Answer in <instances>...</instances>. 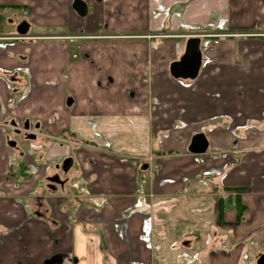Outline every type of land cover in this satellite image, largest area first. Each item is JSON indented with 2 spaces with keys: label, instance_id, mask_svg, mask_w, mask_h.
I'll use <instances>...</instances> for the list:
<instances>
[{
  "label": "crops",
  "instance_id": "1",
  "mask_svg": "<svg viewBox=\"0 0 264 264\" xmlns=\"http://www.w3.org/2000/svg\"><path fill=\"white\" fill-rule=\"evenodd\" d=\"M84 1L85 17L74 0H0V264H258L264 0H164L183 9L168 25L157 0ZM209 23L231 34L202 38L198 77L175 78ZM26 122L37 139L16 133ZM68 157L72 177L50 188ZM193 208L205 216L179 214ZM172 223L188 227L166 247Z\"/></svg>",
  "mask_w": 264,
  "mask_h": 264
},
{
  "label": "water",
  "instance_id": "2",
  "mask_svg": "<svg viewBox=\"0 0 264 264\" xmlns=\"http://www.w3.org/2000/svg\"><path fill=\"white\" fill-rule=\"evenodd\" d=\"M73 8L77 13L85 17L88 14V6L84 0H74ZM30 29V24L25 20L22 21L17 26V32L19 34L25 35ZM203 64V51L201 49V38L198 36L190 37L186 42V47L184 54L179 60L172 62L170 65L171 74L177 79H190L194 80L198 77L201 67ZM25 129H29V123H25ZM29 139L36 138L34 135H29ZM11 146L15 145V142L10 143ZM209 148V140L207 139L205 133L199 132L193 135L190 145L189 152L195 155L204 154ZM73 166V158L68 157L64 160L62 164V169L65 173ZM50 181H59V176L50 177ZM258 264H264V254H262L258 259Z\"/></svg>",
  "mask_w": 264,
  "mask_h": 264
},
{
  "label": "rangeland",
  "instance_id": "3",
  "mask_svg": "<svg viewBox=\"0 0 264 264\" xmlns=\"http://www.w3.org/2000/svg\"><path fill=\"white\" fill-rule=\"evenodd\" d=\"M137 1L136 0H132L131 1V3L130 4H134V3H136ZM154 3H156V7L155 8H152L151 10L152 11H154V14H153V16L154 15H159V17H160V22H163V19L165 18L166 20L164 21V24L165 25H168V20L170 21V15L174 12V10H176V12L178 13V14H180V15H182V13H183V9H182V7H180V8H174V7H171L170 5H169V3L167 2V1H164V0H157L156 2H154ZM140 4H142V2H140ZM10 14H14V11L13 12H10ZM13 17H14V19H15V22L13 23V25H14V27L16 28L17 26H18V24L19 23H21V22H19V19H16L17 18V16H15V15H12ZM182 25H187V26H191V25H188L187 23H186V21L184 22H182L181 23ZM221 25H223V27H225L226 26V24L225 23H220L219 25H217V24H215V23H209V24H207L206 26H204V27H206V28H203V30H202V32L200 31V27L201 26H199V31H200V33L199 32H193V31H195L194 30V28H192L191 27V34L193 33V35H196L195 33H197L198 35L197 36H201V39L203 38V40L202 41H204V45H206L205 47V49H210L211 47H212V43L214 42V41H216V35H222V33H226V34H231V33H228V32H220L221 31V29H220V27H221ZM194 26V25H193ZM13 27V28H14ZM203 27V26H202ZM185 28V27H184ZM183 28V29H184ZM190 28V27H189ZM186 29V28H185ZM229 29V28H228ZM228 29H226L225 31H228ZM220 36H219V38H220ZM209 41V42H208ZM203 51V50H202ZM203 55H204V51H203ZM37 132V130H34L33 129V133L32 134H35V135H37L38 137L40 136L39 134H37L36 133ZM30 145L32 146V150H37V152H39V149H37L36 147H38L39 145L38 144H36L35 142H30ZM37 154V153H36ZM75 167H73V168H71L70 170H69V172L67 173V174H63V176H64V178H65V176H66V178H69V177H72V174L74 173V169ZM12 175V174H11ZM21 175H19V174H17L16 176H15V179H18L19 177H20ZM42 185H40L41 186V189L43 190V187H44V181H42V183H41ZM48 190H46L45 189V191H43V192H46V195L48 194V195H50V194H53V190H51L50 191V189L49 188H47ZM59 195V194H58ZM200 209L199 208H193L192 210H190V212H187V211H183V210H180V213L179 214H181V215H186V216H190V218L191 219H193V220H198L199 219V217L200 216H205V214H203V213H200ZM146 218H150L151 219V217L149 216V215H146ZM150 223H152L151 221H150ZM171 226L173 227L172 229L171 228H169V230L167 231V240L166 241H164V243L166 244V247H168L171 243H172V241L174 240V239H176L177 238V236H178V234L179 235H183V234H185V229L188 227L187 226V224L185 225L184 223H179V224H176V223H172L171 224ZM193 229L194 230H199L200 228H201V226H197V224L194 222L193 223ZM191 233V232H190ZM188 235V234H187ZM189 236V235H188ZM187 236V237H188ZM169 238V239H168ZM182 248V247H181ZM179 252H181V250H179ZM171 253H177V252H171Z\"/></svg>",
  "mask_w": 264,
  "mask_h": 264
},
{
  "label": "flooded vegetation",
  "instance_id": "4",
  "mask_svg": "<svg viewBox=\"0 0 264 264\" xmlns=\"http://www.w3.org/2000/svg\"><path fill=\"white\" fill-rule=\"evenodd\" d=\"M16 133L17 132H23L25 135V139L24 140H27V141H30V140H35V139H37V135H35L36 136V138H34V139H29L28 138V136L29 135H34V134H32L33 133V130L31 129V128H29L28 130H26L25 129V127H23V129L21 130V129H19V128H17L16 130ZM37 133V132H36ZM17 135V134H16ZM12 142H15V145L14 146H12V147H15L16 146V140H10V142H9V146H11V144L10 143H12ZM55 169H60V170H62V164L61 165H59V164H56V166H55ZM63 172V171H62ZM56 175H58L59 176V181H50V180H48V184H49V187L50 188H52V189H56V187L57 186H59V185H63L64 184V177H62L61 176V174L59 173V171L58 172H56V173H54L52 176H49L48 177V179L50 178V177H55Z\"/></svg>",
  "mask_w": 264,
  "mask_h": 264
},
{
  "label": "trees",
  "instance_id": "5",
  "mask_svg": "<svg viewBox=\"0 0 264 264\" xmlns=\"http://www.w3.org/2000/svg\"><path fill=\"white\" fill-rule=\"evenodd\" d=\"M25 170V168H23L20 172H23ZM243 213H244V207H240V210H239V218H238V220H240V218L242 217V215H243Z\"/></svg>",
  "mask_w": 264,
  "mask_h": 264
},
{
  "label": "built area",
  "instance_id": "6",
  "mask_svg": "<svg viewBox=\"0 0 264 264\" xmlns=\"http://www.w3.org/2000/svg\"><path fill=\"white\" fill-rule=\"evenodd\" d=\"M0 39H3V38L0 36Z\"/></svg>",
  "mask_w": 264,
  "mask_h": 264
}]
</instances>
